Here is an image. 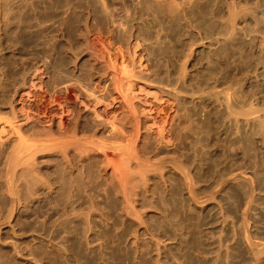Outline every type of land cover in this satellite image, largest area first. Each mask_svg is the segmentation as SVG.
I'll use <instances>...</instances> for the list:
<instances>
[{"label": "rangeland", "instance_id": "rangeland-1", "mask_svg": "<svg viewBox=\"0 0 264 264\" xmlns=\"http://www.w3.org/2000/svg\"><path fill=\"white\" fill-rule=\"evenodd\" d=\"M0 264H264V0H0Z\"/></svg>", "mask_w": 264, "mask_h": 264}, {"label": "bare ground", "instance_id": "bare-ground-1", "mask_svg": "<svg viewBox=\"0 0 264 264\" xmlns=\"http://www.w3.org/2000/svg\"><path fill=\"white\" fill-rule=\"evenodd\" d=\"M106 114H107V113H106ZM106 116H107V119H110V118H109V117H110L109 114H107ZM108 116H109V117H108ZM108 121H109V120H108ZM114 126H115V124L112 123V128L118 127L117 125H116L115 127H114ZM129 168H130V167H129ZM132 172H133V171H132Z\"/></svg>", "mask_w": 264, "mask_h": 264}]
</instances>
